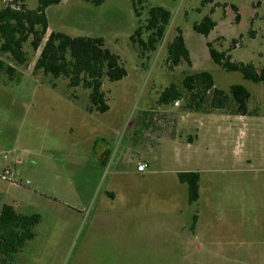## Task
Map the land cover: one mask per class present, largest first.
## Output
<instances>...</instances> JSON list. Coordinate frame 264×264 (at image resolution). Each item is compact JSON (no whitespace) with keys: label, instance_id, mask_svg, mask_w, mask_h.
I'll list each match as a JSON object with an SVG mask.
<instances>
[{"label":"rangeland","instance_id":"obj_1","mask_svg":"<svg viewBox=\"0 0 264 264\" xmlns=\"http://www.w3.org/2000/svg\"><path fill=\"white\" fill-rule=\"evenodd\" d=\"M36 5L27 1V7ZM149 5L168 8L172 17L157 49L141 58L130 35ZM139 11L138 17L132 0H61L46 9V36L51 30L100 36L120 56L127 73L116 81L104 78V112L87 110L86 89L34 75L39 50L25 45L23 65L0 52L14 67L13 79L0 72V174L6 165L11 169L8 179L0 177V203L40 215L35 236L14 261L196 264L199 243V264H264V81L225 71L207 46L264 67V0H145ZM207 13L216 24L205 36L192 24ZM178 28L190 64L167 61ZM196 71L210 72L214 86L226 92L243 85L250 93L247 113L231 112V101L206 111L184 109L183 97L159 103L169 85L184 93L183 77ZM102 149L109 152L106 162L98 158ZM16 156L19 162L11 164ZM138 161L149 165L145 171H137ZM191 170L200 176L194 203L177 177Z\"/></svg>","mask_w":264,"mask_h":264},{"label":"trees","instance_id":"obj_2","mask_svg":"<svg viewBox=\"0 0 264 264\" xmlns=\"http://www.w3.org/2000/svg\"><path fill=\"white\" fill-rule=\"evenodd\" d=\"M28 0H7L0 7V52L7 54L16 64L28 61L25 45L32 52L39 50L33 64L32 73L38 72L51 77L63 78L68 88L81 87L88 91V111L104 112L108 109L105 92L102 89L104 78L116 81L127 71L120 56L105 46L100 36L69 35L59 30H51L46 36L49 20L46 9L61 0H37L35 7H27ZM104 0H92L99 5ZM176 1V0H173ZM145 0H132L135 14ZM172 12L161 5L147 6L144 20L130 35L131 44L138 57L148 56L157 49L170 24ZM215 21L209 13L192 24L195 32L208 35ZM212 61L225 71H237L246 80L258 83L264 81V67L257 69L251 62L233 61L229 54L217 51L211 42L207 43ZM167 61L178 65L185 61L190 64L189 49L183 33L177 29L167 44ZM4 70L13 79L14 67L0 59V72ZM180 89L169 85L159 96V103L168 105L183 97V108L193 111H206L207 107L223 109L231 101L235 114L247 113L249 91L241 84H232L229 91L214 86L213 76L208 71L186 74ZM54 86V85H53ZM211 91V93H209ZM229 93V94H228ZM180 182L187 187V201L194 203L199 198L198 171L177 172ZM198 214L192 215L191 230L194 229ZM40 215L22 214L13 205L0 203V264H15L14 256L24 244L35 236L34 227Z\"/></svg>","mask_w":264,"mask_h":264},{"label":"built area","instance_id":"obj_3","mask_svg":"<svg viewBox=\"0 0 264 264\" xmlns=\"http://www.w3.org/2000/svg\"><path fill=\"white\" fill-rule=\"evenodd\" d=\"M177 103H178V101L176 100V101H175V104H177ZM10 154H11L10 151L7 150L6 152H3V153H2V157H3L4 159H5V158H8V156H9ZM17 162H19V158L16 156L15 159L11 162V164H12V163H17ZM147 167H148V165H147V163H145V162L138 161L137 164H136V169H137V171H141V172H142V171H145ZM10 174H11L10 165H6V166L3 167L2 172H1V174H0V177H1L2 179L6 180V179L9 178Z\"/></svg>","mask_w":264,"mask_h":264},{"label":"crops","instance_id":"obj_4","mask_svg":"<svg viewBox=\"0 0 264 264\" xmlns=\"http://www.w3.org/2000/svg\"><path fill=\"white\" fill-rule=\"evenodd\" d=\"M238 115H240V114H238ZM240 116H243V115H240ZM108 156H109V152L107 151V149H102V150H100L99 152H98V158L100 159V161L101 162H106L107 160H108ZM149 166V165H148ZM199 220V217L197 218V221ZM197 226V222H196V225H195V227ZM194 227V231H195V228ZM199 236V235H198ZM197 236V237H198ZM236 241H238V240H236ZM226 242H229L230 243V246H231V242L232 241H226ZM200 248H202V245L201 244H199V243H196L195 245H194V249L196 250V252L197 251H199L200 250ZM196 252H195V255H196V257H197V259L195 260L196 261V264H199V261H198V256H197V254H196ZM213 251H209V253H212ZM221 256H223L224 257V254H221ZM14 259H15V257H14ZM14 263L15 264H19V263H16L15 261H14Z\"/></svg>","mask_w":264,"mask_h":264}]
</instances>
